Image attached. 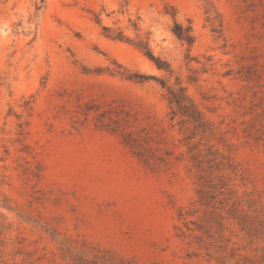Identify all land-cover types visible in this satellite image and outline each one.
Wrapping results in <instances>:
<instances>
[{
    "label": "rangeland",
    "instance_id": "374dc122",
    "mask_svg": "<svg viewBox=\"0 0 264 264\" xmlns=\"http://www.w3.org/2000/svg\"><path fill=\"white\" fill-rule=\"evenodd\" d=\"M0 264H264V0H0Z\"/></svg>",
    "mask_w": 264,
    "mask_h": 264
},
{
    "label": "trees",
    "instance_id": "16d2710c",
    "mask_svg": "<svg viewBox=\"0 0 264 264\" xmlns=\"http://www.w3.org/2000/svg\"><path fill=\"white\" fill-rule=\"evenodd\" d=\"M174 31L181 39H187L188 41H192V37L190 36V34L183 32L179 24H176ZM170 93L172 94L169 97L170 102L173 105L177 106L178 110L182 113V115L187 116L189 120L196 122L197 116L196 114H194V112L189 106V98L183 93H175V91L172 89L170 90Z\"/></svg>",
    "mask_w": 264,
    "mask_h": 264
}]
</instances>
